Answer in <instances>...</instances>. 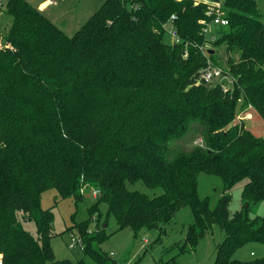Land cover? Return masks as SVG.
<instances>
[{
  "label": "trees",
  "instance_id": "obj_1",
  "mask_svg": "<svg viewBox=\"0 0 264 264\" xmlns=\"http://www.w3.org/2000/svg\"><path fill=\"white\" fill-rule=\"evenodd\" d=\"M4 10L12 22L0 31L3 264H117L97 247L105 234L98 224L90 230V219L75 225L90 261L54 256L53 213L41 205V193L55 188L77 203L86 187L99 190L88 207L91 219L105 202L118 229L137 235L161 230L187 205L193 222L186 240L195 243L212 224L224 233L213 264H264V257L232 258L246 242L264 243V214L249 215L250 205L264 200V137L234 122L239 99L240 108L250 104L264 120V18L257 0H222L228 23L215 25L210 44L224 45L235 79L225 91L198 78L206 64L199 20L211 19L204 2L104 0L71 36L28 0H6ZM165 25L174 26L178 41L166 38ZM208 56L217 61L215 53ZM193 121L201 142L171 148ZM199 172L222 178L225 192L214 207L198 195ZM243 178V205L231 214L228 191ZM136 181L162 192L129 189ZM22 219L34 223L36 236Z\"/></svg>",
  "mask_w": 264,
  "mask_h": 264
},
{
  "label": "rangeland",
  "instance_id": "obj_2",
  "mask_svg": "<svg viewBox=\"0 0 264 264\" xmlns=\"http://www.w3.org/2000/svg\"><path fill=\"white\" fill-rule=\"evenodd\" d=\"M29 1L36 4L39 0ZM2 2L4 5L0 11V31H5L12 21L11 16L4 10L6 0ZM103 2L104 0H56V3L49 7V10L54 8L55 12L54 17L50 16L52 18L50 20L61 27L68 36H71L93 12L102 6ZM257 3L264 18V0H257ZM215 27L212 24L210 32L216 37ZM166 35V38L171 40V36ZM214 50L217 60L214 63L227 69L224 45L216 46ZM228 54L234 59L238 58L237 53ZM225 83L228 84V82ZM241 103L242 99H239L234 122L241 120L245 127L255 135L264 137L263 118L253 110L250 104L245 108H240ZM237 115H239L238 118ZM198 124L197 121H193L183 136L172 138L169 142L170 147L187 150L196 143H200L202 139H200ZM246 181L247 178L241 179L228 191L231 195L230 205H228L231 214L243 205L241 191ZM197 187L200 198L209 197L210 207H214L225 192L222 178L219 175L205 172L198 173ZM128 188L144 192L152 197L162 192L161 188L147 187L141 181L128 183ZM94 202L92 187L84 189L83 199L77 203L72 197H60L55 188H48L41 193V205L44 208H50L53 213L50 244L56 259H69L75 262L80 258H85L90 261L84 255L79 242L76 241L80 237L75 225L87 219H90V230L98 231V225L103 229L105 237L97 243V247L111 255L117 264H213L217 246L224 238L222 229L217 224H212L203 234L198 235L195 243L192 244L186 240L188 227L193 222L192 211L187 205L180 207L172 220L163 225L161 230L142 228L135 235L130 227L118 229L115 217L107 212L105 202L98 204V209L93 213L94 218L91 219L88 207ZM262 214H264V200L250 205V217ZM21 221L23 227L33 236L37 235L33 222L23 219ZM262 257H264V243L258 241L246 242L232 253L233 259L242 261Z\"/></svg>",
  "mask_w": 264,
  "mask_h": 264
},
{
  "label": "built area",
  "instance_id": "obj_3",
  "mask_svg": "<svg viewBox=\"0 0 264 264\" xmlns=\"http://www.w3.org/2000/svg\"><path fill=\"white\" fill-rule=\"evenodd\" d=\"M196 2H204L206 4V14L207 16H209L211 19L209 20V22H205L204 19H200L199 22L202 23L203 26V33L205 36V42L203 44H201L199 46L200 51L203 53V55L206 56V64L204 65V67L199 69V75L198 78L200 80H203L205 82H211L213 80H216L220 85L223 91L229 89L230 85L233 83V81L235 80L233 78V76H231L228 73V69H224L223 67H221L220 65H217L213 62V60H211L210 56H208L209 52L214 53L215 50L213 49V47L211 46L212 44H210L214 39H215V35L210 33L209 31V26L211 24L213 25H226L228 23L227 19L223 16V10H222V0H195ZM48 4H52L55 3L54 0H48L47 1ZM3 2L2 0H0V11L1 8L3 7ZM5 8V7H4ZM170 22L175 19V13L171 14L170 18H169ZM165 31L169 34V36H171V41H178V36L176 33V29L174 28L173 25H165L164 26ZM1 41H0V48H1ZM227 80V81H225ZM225 82H228V84H226ZM239 115H237L238 118ZM241 121V120H239ZM238 121V122H239ZM99 193V190L96 188L92 189V194L93 196H96ZM74 240V238H73ZM77 242H79V246L82 248V242L80 240V238H77L76 240ZM0 264H3V259H2V254H0Z\"/></svg>",
  "mask_w": 264,
  "mask_h": 264
},
{
  "label": "crops",
  "instance_id": "obj_4",
  "mask_svg": "<svg viewBox=\"0 0 264 264\" xmlns=\"http://www.w3.org/2000/svg\"><path fill=\"white\" fill-rule=\"evenodd\" d=\"M29 1V0H28ZM48 0H39L35 5L37 6V8L41 11H43L51 20L52 18L50 16H53L55 15V12L53 11L54 8H51L49 10V7L54 5V3L52 4H48L47 2ZM55 3H56V0H54ZM64 23V22H62ZM64 25V24H63ZM61 28V27H60Z\"/></svg>",
  "mask_w": 264,
  "mask_h": 264
}]
</instances>
